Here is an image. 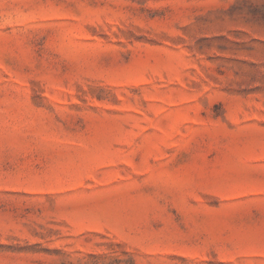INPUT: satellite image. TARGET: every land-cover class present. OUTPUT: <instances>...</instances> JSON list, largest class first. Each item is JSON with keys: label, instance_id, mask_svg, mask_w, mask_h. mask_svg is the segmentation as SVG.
Listing matches in <instances>:
<instances>
[{"label": "rangeland", "instance_id": "rangeland-1", "mask_svg": "<svg viewBox=\"0 0 264 264\" xmlns=\"http://www.w3.org/2000/svg\"><path fill=\"white\" fill-rule=\"evenodd\" d=\"M0 264H264V0H0Z\"/></svg>", "mask_w": 264, "mask_h": 264}]
</instances>
